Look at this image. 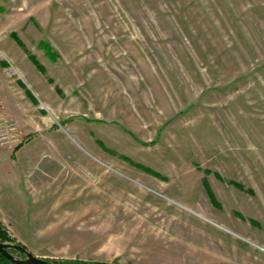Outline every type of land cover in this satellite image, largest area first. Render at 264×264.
<instances>
[{"label": "rangeland", "instance_id": "rangeland-1", "mask_svg": "<svg viewBox=\"0 0 264 264\" xmlns=\"http://www.w3.org/2000/svg\"><path fill=\"white\" fill-rule=\"evenodd\" d=\"M5 58L82 80L23 113L11 254L264 264V0H0Z\"/></svg>", "mask_w": 264, "mask_h": 264}, {"label": "crops", "instance_id": "crops-1", "mask_svg": "<svg viewBox=\"0 0 264 264\" xmlns=\"http://www.w3.org/2000/svg\"><path fill=\"white\" fill-rule=\"evenodd\" d=\"M8 58L0 61V69L7 70L10 68L11 65ZM56 65L57 64L49 62V65L46 66V72L47 75H49V78L51 77L56 79L54 84H51L46 75L41 73L32 64H27V62L24 61L22 65H15L16 67L15 72L13 73L14 77H12L11 80L12 82H10V80L4 82L3 80H0V119L10 122L13 121V123L17 124L19 130H23V128L31 126L26 124L22 120V117L25 109H27L29 105L32 104V101L38 100L40 105L44 104L47 107L53 106L57 101H64V97H66L67 100H70L72 98L70 96H74L72 91H74L76 85H81L82 80L79 78L78 80L72 79L73 81L71 84L68 81V78H70L69 74L64 72V75H59L61 68H56ZM67 69L68 67L65 68L64 71H69ZM20 83H22V85ZM26 86L32 91L31 96L27 95L25 90ZM72 87L75 88L72 90ZM57 88L62 92V94L58 92ZM67 107H70V103L67 105ZM1 108L3 110H1ZM41 134L43 133H40L39 135ZM19 140L20 139L18 135L15 140L8 142L10 145H6L8 143L0 142V218L8 227H10V225L12 226V222L17 223V221L12 220V215L9 210L13 204V200L15 199V197H9V195L11 193H15L13 190L17 188L18 184H21V173L19 171L20 169L18 170L20 162L17 158H21L22 162L24 163L31 164L33 162L31 157L24 155L25 151L29 149L28 146L32 145L33 143L31 144L30 141L28 142L29 144H15ZM12 142L14 144H11ZM22 189H24V187L20 186L18 190ZM25 189L27 190V187ZM64 199H67V197L64 196ZM62 205H64V202H62ZM95 207L96 205L91 208ZM89 210L90 208H84V206H76V209L70 212L75 215L73 221H75L81 215L90 213L91 211ZM101 211L102 209L100 212ZM113 212L114 211H111L112 215ZM78 227L79 226H76L75 228ZM13 236L17 241L25 245L24 239L18 235V233L13 232ZM76 239L78 238H75V242Z\"/></svg>", "mask_w": 264, "mask_h": 264}, {"label": "water", "instance_id": "water-1", "mask_svg": "<svg viewBox=\"0 0 264 264\" xmlns=\"http://www.w3.org/2000/svg\"><path fill=\"white\" fill-rule=\"evenodd\" d=\"M10 247H12L11 244L0 241V253L5 258H7L8 260H10L11 262L15 264H50L46 259L41 258L33 254L32 252H29L25 247L15 245L13 247L21 250L26 255V258H22V259L17 258L8 251Z\"/></svg>", "mask_w": 264, "mask_h": 264}, {"label": "built area", "instance_id": "built-area-1", "mask_svg": "<svg viewBox=\"0 0 264 264\" xmlns=\"http://www.w3.org/2000/svg\"><path fill=\"white\" fill-rule=\"evenodd\" d=\"M19 135L18 128L15 123L2 120L0 123V136L3 143H8L15 140Z\"/></svg>", "mask_w": 264, "mask_h": 264}, {"label": "trees", "instance_id": "trees-1", "mask_svg": "<svg viewBox=\"0 0 264 264\" xmlns=\"http://www.w3.org/2000/svg\"><path fill=\"white\" fill-rule=\"evenodd\" d=\"M0 240L1 241H7V240H12V238L8 235L6 229L3 227L2 223L0 222ZM0 259H5L7 260L2 254H0ZM50 264H113V263H99V262H90V263H86V262H75L74 260H56V259H52V260H47Z\"/></svg>", "mask_w": 264, "mask_h": 264}, {"label": "flooded vegetation", "instance_id": "flooded-vegetation-1", "mask_svg": "<svg viewBox=\"0 0 264 264\" xmlns=\"http://www.w3.org/2000/svg\"><path fill=\"white\" fill-rule=\"evenodd\" d=\"M12 248V247H11ZM10 249V248H9Z\"/></svg>", "mask_w": 264, "mask_h": 264}]
</instances>
